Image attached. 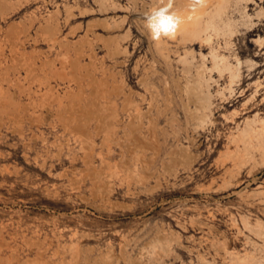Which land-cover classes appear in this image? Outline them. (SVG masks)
I'll return each mask as SVG.
<instances>
[{
	"label": "rangeland",
	"instance_id": "rangeland-1",
	"mask_svg": "<svg viewBox=\"0 0 264 264\" xmlns=\"http://www.w3.org/2000/svg\"><path fill=\"white\" fill-rule=\"evenodd\" d=\"M153 1L0 0V264H264V0L169 49Z\"/></svg>",
	"mask_w": 264,
	"mask_h": 264
},
{
	"label": "bare ground",
	"instance_id": "bare-ground-1",
	"mask_svg": "<svg viewBox=\"0 0 264 264\" xmlns=\"http://www.w3.org/2000/svg\"><path fill=\"white\" fill-rule=\"evenodd\" d=\"M233 1L235 2L236 5L239 3V0H233ZM231 4H232V0H156V2L152 3L153 7L150 9L151 12L149 13V15L147 14L148 15V19L146 21V24L148 26L147 28L149 29V33H150L151 37L155 40L156 44L158 46H160V48L165 47V48L169 49V45H170L171 40H179V43L188 44V43H192L195 40L202 38V37H204L205 39H209V38H211L210 35L207 34V31L209 29H215L217 31L222 29V30H225L228 32H233L232 21H230L229 19L225 20L226 17L224 18L225 11L228 10V8L230 7ZM237 31H239V30H237ZM237 31L235 33H237ZM215 33H217V32H215ZM221 55H223V53ZM238 56H239V54H238ZM214 57L216 59L215 54H214ZM222 60H223V58H222ZM181 61H183V59ZM227 63L229 64V62H227ZM237 64L238 65H237L236 71L234 70L235 72L233 73L234 77H240V75H241L242 61L239 59ZM252 65H250V66H252ZM250 66H247V67H250ZM254 66H255V64H254ZM190 68H188V66H187L185 69L187 70ZM213 69H214V67H213ZM219 69H221V67ZM186 70H184V71H186ZM187 71L190 72V70H187ZM202 71H203V69H202ZM199 76L201 77L202 75H199ZM210 79H211V77H210ZM198 84H200V83H198ZM201 86L202 85H200V88L202 89ZM239 86H241V85H239ZM253 87H255V86H253ZM202 98H203V96H202ZM251 105H252V103H251ZM209 108H210V105H209ZM204 109H205V107H204ZM248 122H249V120H248ZM261 123H263V122H261ZM250 128H251L250 132L252 134L251 136L256 137L257 144H255V145H257V148L259 150H261V151L264 150V126L258 128V129H255L253 127H250ZM243 133H245V132H243ZM247 134L250 135L249 132ZM250 145H252V143H250ZM250 145L248 148H250ZM250 149L249 150L247 149V152L248 151L250 152ZM254 153L255 152H252V155ZM249 155H251V154H249Z\"/></svg>",
	"mask_w": 264,
	"mask_h": 264
}]
</instances>
